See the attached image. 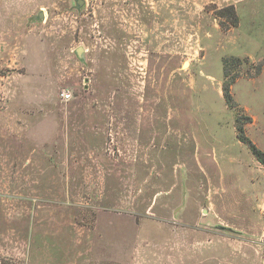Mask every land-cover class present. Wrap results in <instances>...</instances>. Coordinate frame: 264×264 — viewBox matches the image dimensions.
Instances as JSON below:
<instances>
[{"label":"rangeland","instance_id":"374dc122","mask_svg":"<svg viewBox=\"0 0 264 264\" xmlns=\"http://www.w3.org/2000/svg\"><path fill=\"white\" fill-rule=\"evenodd\" d=\"M83 1L0 0V264H264V0Z\"/></svg>","mask_w":264,"mask_h":264},{"label":"trees","instance_id":"16d2710c","mask_svg":"<svg viewBox=\"0 0 264 264\" xmlns=\"http://www.w3.org/2000/svg\"><path fill=\"white\" fill-rule=\"evenodd\" d=\"M224 13L230 22L229 26L236 27L238 25V16L233 6H229L217 12L218 16ZM223 70H224V77H223V84H222V95L223 99L228 106V108L233 109L235 107V103L233 101V97L230 91L231 85L235 82L236 76L229 77L228 71V61L223 62ZM260 70V69H258ZM250 121L249 117H235V132H236V139L241 144L246 146L251 154L255 157V159L264 167V153L257 148V146L246 136L244 125L246 122Z\"/></svg>","mask_w":264,"mask_h":264},{"label":"water","instance_id":"95a60500","mask_svg":"<svg viewBox=\"0 0 264 264\" xmlns=\"http://www.w3.org/2000/svg\"><path fill=\"white\" fill-rule=\"evenodd\" d=\"M84 5V1L83 0H76V6L77 7H82ZM43 17V14L42 13H39L38 14V18L42 19ZM78 59L82 60L83 59V54H84V49L83 48H77L76 51H75Z\"/></svg>","mask_w":264,"mask_h":264},{"label":"built area","instance_id":"2783aa9c","mask_svg":"<svg viewBox=\"0 0 264 264\" xmlns=\"http://www.w3.org/2000/svg\"><path fill=\"white\" fill-rule=\"evenodd\" d=\"M61 96H62L63 100H68L70 98V94L69 93H62Z\"/></svg>","mask_w":264,"mask_h":264},{"label":"crops","instance_id":"0c3cea01","mask_svg":"<svg viewBox=\"0 0 264 264\" xmlns=\"http://www.w3.org/2000/svg\"><path fill=\"white\" fill-rule=\"evenodd\" d=\"M32 264H36V263H32Z\"/></svg>","mask_w":264,"mask_h":264}]
</instances>
